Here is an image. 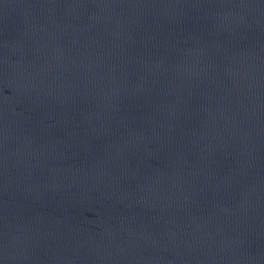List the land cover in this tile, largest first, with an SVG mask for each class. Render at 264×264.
Returning a JSON list of instances; mask_svg holds the SVG:
<instances>
[{
	"label": "water",
	"instance_id": "95a60500",
	"mask_svg": "<svg viewBox=\"0 0 264 264\" xmlns=\"http://www.w3.org/2000/svg\"><path fill=\"white\" fill-rule=\"evenodd\" d=\"M0 264H264V0H0Z\"/></svg>",
	"mask_w": 264,
	"mask_h": 264
}]
</instances>
